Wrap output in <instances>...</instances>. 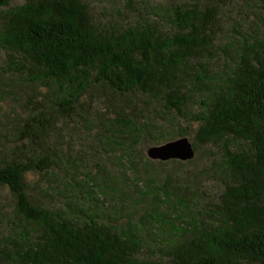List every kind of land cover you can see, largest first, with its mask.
I'll return each instance as SVG.
<instances>
[{
    "label": "trees",
    "instance_id": "1",
    "mask_svg": "<svg viewBox=\"0 0 264 264\" xmlns=\"http://www.w3.org/2000/svg\"><path fill=\"white\" fill-rule=\"evenodd\" d=\"M13 1L0 0V102L24 101L26 118L15 125L11 117L0 122V145L7 151L0 158V186L16 199L14 217L0 215V264H146L134 258L141 246L137 226L118 225L124 192L115 176L104 170V183L99 169L66 179L55 170L57 163H83L87 151L74 156L73 147L53 144L48 130L55 103L63 116H77L95 133L97 153H121L118 176L129 183L133 173L139 197L171 203L169 189L149 175L152 162L137 167L141 161L131 151L145 140L156 146L176 141L186 131L175 124L171 133L163 130L158 113L131 106L133 94L147 97V107L164 101L168 113L196 123L195 152L201 145L222 154L216 171L222 192L200 209L194 198L181 202L175 220L188 223L147 218V227L186 238L151 264H264V0H243L258 9L259 35L237 38L235 54L227 52L216 71L209 65L220 50L218 0L173 2L165 9L157 4L144 24L113 29L100 26L82 0ZM19 84L38 88L35 97L26 102ZM94 85L106 86L115 101L118 96L129 102L115 104V116L105 119L96 110L79 112ZM189 85L203 97L197 113L185 112L194 105ZM140 159L146 161L145 155ZM31 173L47 178L65 206L35 202L27 192ZM73 182L74 194H65ZM194 208L207 212L203 227ZM108 214L113 218L102 220Z\"/></svg>",
    "mask_w": 264,
    "mask_h": 264
},
{
    "label": "rangeland",
    "instance_id": "2",
    "mask_svg": "<svg viewBox=\"0 0 264 264\" xmlns=\"http://www.w3.org/2000/svg\"><path fill=\"white\" fill-rule=\"evenodd\" d=\"M27 0H14L12 6L21 5ZM88 9L93 13L99 25H103L108 28H121L128 26H135L137 24H144L151 14V9L157 4L161 5L163 9L173 2H188V3H201L205 5L209 0H82ZM5 9L0 6V12ZM258 9L251 3L246 4L243 0H218L216 14L218 17V25L215 29L217 36L216 42L218 43L217 55L211 61L209 66H214L213 71L223 67L225 62L228 60L227 52L234 55L236 47L233 46V42L241 35L254 36L259 35L258 32ZM166 25V24H165ZM167 26V25H166ZM171 29V28H170ZM173 31V30H171ZM20 90L23 87L22 92L25 97V101L29 96L35 94L38 88L19 84ZM189 88L191 86L189 85ZM191 101L194 102L193 107L185 108L186 113H197L200 107V102L203 100L201 93L196 89L191 88ZM118 97V96H117ZM114 100L113 93L106 86H92L89 93L82 100L79 112L91 113L93 110L100 115L102 118L114 117L116 104H126L129 101L124 99ZM148 98L141 94H133L132 104L135 103L138 108L146 110H154L158 113L157 124L163 127V130L171 133V124L181 126L186 131V137L192 144H195L194 135L197 129L196 123L183 122L182 118L175 112L168 113L163 105L151 102L147 107L145 101ZM1 101V100H0ZM24 101H16L14 99L4 100L0 102L2 108L0 109V122H5L10 118V123L15 125V120L23 122L25 114L22 112L23 107L21 106ZM52 103L50 105V126L48 127L49 137L53 144L63 145L65 149L74 148V156L79 155L81 150L87 151L85 155V162L79 161L74 162L71 165L72 159H62V163L58 162L55 166V170L61 172L66 179H70L74 173L77 175L76 178H84L86 171L89 173H98L99 169H102L99 177L107 183L104 175L111 173L115 176V181L119 187L123 190L124 194L122 197L123 206L118 216V225L127 229L128 224L133 227L137 226V234L140 235L141 246L134 255V258L143 261L146 264L159 263L163 259L162 252L165 250H171L175 246H181L185 243L186 238L178 236H169L168 233L163 231V228L147 227L145 222L148 217L154 216L162 218L169 223L181 225L182 223H188L189 218H184L182 221H176L175 218L181 214V202L184 200L192 203L195 199L198 208H202L208 201L213 200L216 195L221 194L222 187L220 181L217 178L216 171L218 170L220 163L222 162V154L214 146H199L196 149L195 157L187 162H182L184 165L171 164L161 166L156 161H151L146 152L156 146L153 141L145 140L136 147L137 152L131 151V155L135 156L137 161H141L137 164V167L142 168L143 163L152 162L153 168L150 169L149 175L153 182L159 186H165L169 189L171 203L158 204L154 198L139 197L134 182L133 173L130 177L133 181L126 182L122 176H118L120 173V167L118 166L116 157L121 153L116 152L109 156V153H97L91 140H96L95 133H90L81 124L77 116L73 119L62 115L57 105ZM177 128L180 131L181 127ZM89 141V143H88ZM7 154V151L2 145H0V158ZM99 158L96 165L94 155ZM145 155V160H141V156ZM8 156H11V151H8ZM75 161V160H74ZM115 161V162H114ZM88 163V165H87ZM78 170L77 172H75ZM72 173V174H71ZM117 176V177H116ZM47 179V178H45ZM39 174H30L28 176L27 192L31 194L35 202L45 204L47 206H65V203L61 201L60 195L50 188V184ZM74 182L68 190L65 191L67 195L74 194ZM163 199V198H162ZM119 200L118 198L115 201ZM16 208V199L9 189L5 186H0V215H3V219L6 216L14 217ZM178 209V210H176ZM199 226L203 227L208 222L207 212L197 211L194 208ZM110 217L113 218L112 214L103 216L102 220L110 221ZM114 220V219H113ZM0 226L2 222L0 220ZM168 229V227H165Z\"/></svg>",
    "mask_w": 264,
    "mask_h": 264
},
{
    "label": "water",
    "instance_id": "3",
    "mask_svg": "<svg viewBox=\"0 0 264 264\" xmlns=\"http://www.w3.org/2000/svg\"><path fill=\"white\" fill-rule=\"evenodd\" d=\"M146 155L154 161L178 160L187 162L195 157V150L187 137L172 141L160 146L150 148Z\"/></svg>",
    "mask_w": 264,
    "mask_h": 264
}]
</instances>
